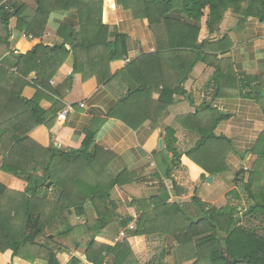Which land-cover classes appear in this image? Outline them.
<instances>
[{
	"label": "trees",
	"instance_id": "obj_1",
	"mask_svg": "<svg viewBox=\"0 0 264 264\" xmlns=\"http://www.w3.org/2000/svg\"><path fill=\"white\" fill-rule=\"evenodd\" d=\"M5 1L0 0L2 30L5 28L9 38L10 23L16 20L18 30L33 36V46L18 54L14 71L0 65V156L3 159L0 169L13 176L9 187L0 193V264L6 260L5 256L6 264H13L16 257L30 263L44 260L47 264H61L56 255L58 252L78 251L81 247L71 236L83 227H72L70 219L74 213L87 216L85 206L88 203L96 219L87 225L94 233L87 243V261L104 264L105 255L110 254L114 257L113 264H138L133 261L127 240L106 244L97 238L116 218L121 219L123 228L134 221L131 216L119 214L112 198L115 187L125 184L128 172L116 178L109 175L107 165L114 155L109 159L111 154L98 147V128L85 132L78 149L44 148L31 139V131L38 126L52 128L54 120L50 119L60 108L47 112L40 107L39 97L24 99L23 91L31 85L29 78L35 74L33 85L50 90L51 80L73 54V75L81 74L84 82L94 80L100 86L126 79L130 84L109 118L122 121L137 131L146 122L159 126L162 116L175 103V97H187L183 81L201 58L205 62L210 60L215 66V83L220 85V81L225 80L229 87L236 84L239 95L255 99L264 112L261 89L264 75L237 78L232 66L229 76L212 62L217 57L198 53L205 49L227 51L232 47L231 43L226 44L227 37L211 40L209 35L201 36L203 19L209 34L220 29L229 12L241 25L249 18L264 23V0H117L119 5L132 12L135 20L148 22L155 32L160 51L143 55L114 72L112 64L123 62L128 54V36L113 33L102 23L105 0H35L33 11L26 4L8 0L7 5L3 3ZM174 8L181 10L184 19L168 16ZM65 11L77 12L78 25H62L57 32L59 41L53 45L45 43L50 15ZM206 11L208 15H205ZM162 31L165 32L160 35ZM176 37L177 44H165L166 40L170 42ZM169 49L178 50L173 55L182 52L183 57L197 58L184 62L172 84L170 76L165 82L159 75L160 59L165 56L162 52ZM6 50L0 49V53L4 54ZM218 91L209 100L205 98L197 112L177 117L184 129L198 135L192 148L179 151L175 130L165 128L166 148L155 156L166 179L172 180L184 158L201 168V179L204 180L229 170L224 161L227 149L218 142L225 137H217L214 131L232 115L212 107L211 102L219 97ZM249 154L257 159L250 170H241L237 174L235 188L227 194L230 201L222 208L208 205L197 197L192 198L189 206L170 203V194L164 184L156 196L131 198L128 207L135 208L139 216L130 236H168L184 251L180 264L184 263L183 257H187L186 261L195 260L193 264H225L221 251L226 249L232 258L238 259L236 264H264V233L248 224L259 217L264 218V132ZM174 186L173 189L179 190L177 184ZM240 190L248 200L242 216L231 202V197L241 201ZM191 207L199 216L189 212ZM76 262H79L76 258L71 261L72 264Z\"/></svg>",
	"mask_w": 264,
	"mask_h": 264
},
{
	"label": "crops",
	"instance_id": "obj_2",
	"mask_svg": "<svg viewBox=\"0 0 264 264\" xmlns=\"http://www.w3.org/2000/svg\"><path fill=\"white\" fill-rule=\"evenodd\" d=\"M13 1L17 4H26L32 11L36 8L35 0ZM3 3L8 5V0ZM208 13L206 11L205 15H208ZM168 16L173 19H184L179 8L172 9ZM78 23L79 18L76 11L52 13L44 34L45 43L53 45L59 41L57 32L62 25L76 26ZM102 23L110 27L113 33L128 36L127 57L130 62L123 61L112 64L111 69L113 72L131 64L143 55L159 53L160 49L155 32L148 22L146 20H135L132 12L119 5L117 0L104 1ZM16 26V20H12L10 23V36L7 38L5 28L2 30L3 28L0 25V49H7L4 54L0 53V65L12 71L16 69L19 59L18 54L27 52L33 46L31 39L25 37L30 35L21 32ZM164 32H160V35H163ZM200 35H209L211 40H220L227 37L226 44H232V47L227 51L213 52L210 49H205L198 52L202 55L207 53L206 55L217 57V60L213 58L212 62L221 66L224 73L231 76L233 66L237 78L264 75V23H261L258 19L249 18L241 25L229 12L225 16L220 29L213 34H209L203 19ZM176 41H178L177 37L170 42L166 40L165 44H177ZM163 51L162 54L165 56L160 59L161 71H159V75L165 82H167V76H170L172 84L177 79L179 69L184 62L189 63L195 57H183L182 52L173 55L178 53V50ZM196 62L191 73H187V80L183 81V84L181 83L187 91L188 98L176 96L175 103L162 116L159 126L146 122L137 131H134L122 121L109 118L111 110L117 104L118 99L124 95L130 82L126 79H119L110 85L100 86H97L94 80L84 82L81 74L73 75L74 56L71 54L64 66L51 80L50 90L37 88L33 85L32 81L35 79V74H32L29 78L31 85L24 89L22 94L24 99L32 100L39 97L40 107L47 112L53 108H60L50 119V121L54 120L51 129H48L45 125L38 126L31 131L30 137L44 148L78 149L81 146L85 132L88 129L98 128V147L103 149L105 153L111 154L109 159L114 155L107 165L109 175L116 178L122 173L128 172L125 177V184L115 187L116 197L112 198L122 217H135L130 225L136 222L137 211L135 208L128 207L127 202L131 198L148 199L156 196L159 194L162 184L169 191V201L174 198L197 197L208 205L222 208L228 204L227 194L235 188L234 181L237 174L241 170L248 171L257 159V157L249 154V151L255 146L261 133L264 132V112L255 99L240 96L236 84L232 83L229 87L225 80L220 81V85L218 82L215 83L213 75L216 68L210 60L205 62L198 58ZM217 89L219 90V97L211 102L212 107L220 112L232 115L229 120L222 121L214 131L217 137H225V139L218 142L223 146H229L224 156L225 164L229 170L223 174L210 176L213 181L208 183L206 180L209 177L205 180L201 179V168L190 159L184 158L180 167L175 170L172 180L166 179L159 170V164L155 156L166 148L165 128L169 127L175 130L179 151L185 152L192 148L198 141V135L184 129L177 121V117L197 112L204 99L209 100ZM154 98L157 99L158 96L155 95ZM67 106H72L73 111L68 114L65 121H61L59 114ZM160 140L163 141L162 147H160ZM168 155L172 158V153ZM2 160V156H0V167ZM12 177L11 174L0 169V193L4 188L9 187ZM169 184H171V187H169ZM175 184L178 185L179 190L173 189ZM178 192L179 194H176ZM85 207L87 216L81 217L74 213L70 219L72 227H83L77 229L71 236L75 240L79 237L81 247L78 251L58 252L56 255L61 264H72L71 261L74 258L78 259L77 264H91L87 261L85 253L87 243L92 239L94 233L88 230L87 225L92 224L96 217L90 210L92 208L90 203L86 204ZM189 212L193 216H199V213L193 207L189 209ZM120 223L121 219L116 218L114 223L98 235V240L102 243L114 244V241L119 240L121 234H127L130 237L127 241L133 255L141 259L142 254L144 255L141 251H147L145 248L146 243L144 242L145 247L143 249L137 243L141 240H147V237L130 236L132 230L128 227H121ZM85 240H88V242L83 245L82 242ZM105 257L104 264L114 261L113 256L110 254L105 255ZM4 259L7 260V257L5 256ZM6 260L2 261L3 264H6ZM13 264L47 263L44 260L30 263L16 257L13 259Z\"/></svg>",
	"mask_w": 264,
	"mask_h": 264
},
{
	"label": "rangeland",
	"instance_id": "obj_3",
	"mask_svg": "<svg viewBox=\"0 0 264 264\" xmlns=\"http://www.w3.org/2000/svg\"><path fill=\"white\" fill-rule=\"evenodd\" d=\"M261 89H262L263 95H264V87ZM185 98H188V95ZM262 102L264 103V100ZM224 147H225V150L227 148H229V146H227V145H224ZM251 168H249V170ZM207 180H206V182H208ZM231 185H233V183H231ZM169 187H171V184H169ZM171 190H172V188H171ZM240 192H241V201H234L233 198L231 197V202L235 207L238 208L239 214H240V216H242L246 210V207H248V204H247L248 200H247V196L244 194L243 190H240ZM112 197L113 198L116 197L115 196V189L113 190ZM191 200H192V198H188V199L187 198H185V199L184 198H182V199L174 198L169 202L187 206L191 202ZM229 201H230V198H228V202ZM138 216H139V214L137 213L136 219H138ZM248 224L250 227L255 228L259 232H263V230H264V218L259 217L258 219L252 220ZM129 226H128V228L130 230H132ZM131 226H134V229H135L136 223L134 222ZM128 238H130V237L127 234L126 235L121 234L119 240L114 241V243H117V242L121 243L124 240H128ZM146 239L147 240H141V242H139L141 245L139 243H137V245L141 246L142 249L146 246L145 248L147 249V251H141V253H144V255L142 254V256H141V259H138L137 256L133 255L134 256L133 261L135 260L136 263H138V264H148L150 262H151V264H178V263L180 264L181 263V258H182L181 255L184 254V251H181V249L179 248V245L173 239L169 238L168 236L166 237V236H160V235L149 236ZM73 240H75V238ZM75 241L79 242V237L76 238ZM87 242H88V240H85L82 243H83V245H86ZM144 242L146 243L145 246H144ZM179 249H180V251H179ZM185 258L183 257V259H182V261L184 262L183 264H193L195 262V260L186 261L187 257H185ZM109 264H113V262H111Z\"/></svg>",
	"mask_w": 264,
	"mask_h": 264
},
{
	"label": "water",
	"instance_id": "obj_4",
	"mask_svg": "<svg viewBox=\"0 0 264 264\" xmlns=\"http://www.w3.org/2000/svg\"><path fill=\"white\" fill-rule=\"evenodd\" d=\"M162 145H163V141L160 140V147H162ZM207 181H208V183H212L213 178L209 177ZM48 186H51V183H49ZM221 255H222V257L225 260V264H236L238 262V259H234V258L231 257L228 249L222 250L221 251ZM148 264H151V262L148 263Z\"/></svg>",
	"mask_w": 264,
	"mask_h": 264
},
{
	"label": "built area",
	"instance_id": "obj_5",
	"mask_svg": "<svg viewBox=\"0 0 264 264\" xmlns=\"http://www.w3.org/2000/svg\"><path fill=\"white\" fill-rule=\"evenodd\" d=\"M25 37H28L29 39H32L33 38V36H25ZM124 61L126 62V63H129L130 62V60L128 59V57L126 56V57H124ZM73 111V108H72V106H67L60 114H59V119L61 120V121H65L66 119H67V116H68V114L70 113V112H72ZM132 230L134 229V226H129ZM263 233H264V231H263Z\"/></svg>",
	"mask_w": 264,
	"mask_h": 264
}]
</instances>
